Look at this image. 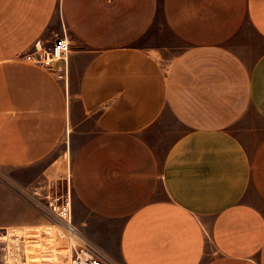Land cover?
Masks as SVG:
<instances>
[{
    "label": "crops",
    "instance_id": "1",
    "mask_svg": "<svg viewBox=\"0 0 264 264\" xmlns=\"http://www.w3.org/2000/svg\"><path fill=\"white\" fill-rule=\"evenodd\" d=\"M59 10L68 84L26 58ZM69 140L75 224L104 255L264 264V0H0V166L48 175ZM26 178L0 199L31 224Z\"/></svg>",
    "mask_w": 264,
    "mask_h": 264
},
{
    "label": "rangeland",
    "instance_id": "2",
    "mask_svg": "<svg viewBox=\"0 0 264 264\" xmlns=\"http://www.w3.org/2000/svg\"><path fill=\"white\" fill-rule=\"evenodd\" d=\"M58 17L61 26V32L57 36L62 35L69 39L67 35V29L61 19L60 10ZM152 33H156V35H161L162 33L169 35L162 19H159L149 35ZM148 41L149 39H143V42ZM167 41L172 49L176 50L177 52H180L183 49L182 44L172 40ZM76 145V141L70 143L69 140L67 142L65 148L61 149L63 158L58 163H56L55 169L48 173V175H44V172L47 170L45 167L51 160L26 171H18V169L0 166V197L2 189L10 188L14 191H17V187L19 186L18 181L23 180L24 177H28L26 179L32 180L35 177H40L41 179L39 183H37L35 186H32L34 187L33 191L30 193V195L28 194L31 205L25 209V213L32 215L30 217L33 220L29 222L31 224L19 221V207L16 196L11 199V209H8L7 205L4 204L0 199V225H2V223L5 225L4 227H0V264H46V262L42 261H53L56 264L60 262L62 258H65V256L63 257L62 255L66 253V249L70 246V244H72L73 241L78 245H80L82 242L80 238H75L72 236L71 231L68 228V218L63 217L64 209L67 206L68 209H70L71 224L77 228L73 209L75 196L73 193H71L69 180V166L72 155L77 149ZM43 176H45V178ZM19 177L22 178L20 179ZM25 230L30 234L44 233L48 235L47 237L44 235L43 238L38 237L44 241L42 253L46 254L43 256L41 254L42 258L40 259H37L35 256V259L29 257L28 262L27 260L22 261L21 263L13 262L11 260L7 261L5 258V246L3 240L7 239L10 242L18 243L21 246H23V244L27 245L28 243L38 241L37 237H26ZM17 238L20 239L17 240ZM109 260L110 264H121L119 261L113 260L111 257H109Z\"/></svg>",
    "mask_w": 264,
    "mask_h": 264
},
{
    "label": "built area",
    "instance_id": "3",
    "mask_svg": "<svg viewBox=\"0 0 264 264\" xmlns=\"http://www.w3.org/2000/svg\"><path fill=\"white\" fill-rule=\"evenodd\" d=\"M71 51V44L66 36H56V38L47 44L40 40L34 44L33 50L26 55V58L38 63L48 66H54V72L59 80L65 84L69 83L70 78V60L69 54ZM62 215V214H61ZM63 217L68 218V228L75 238H80L82 241L80 245L74 241L66 249V253L62 255L60 262L56 264H110L109 257L96 249L91 242L83 236V234L71 224L70 209L66 206ZM7 230V229H4ZM12 237V236H10ZM17 237V236H16ZM20 238H17V240ZM5 249V258L7 261L19 262L26 261L25 247L18 243L3 240ZM21 243V242H20ZM46 262V264H55L53 261Z\"/></svg>",
    "mask_w": 264,
    "mask_h": 264
},
{
    "label": "bare ground",
    "instance_id": "4",
    "mask_svg": "<svg viewBox=\"0 0 264 264\" xmlns=\"http://www.w3.org/2000/svg\"><path fill=\"white\" fill-rule=\"evenodd\" d=\"M25 235H26V237H33V238L34 237H37V238L38 237H41V238H43L44 235H46V234H44V233H34V234H30V233H27L26 230H25ZM47 236L48 235H46V237ZM41 238H38L37 239L38 241H34V242L28 243L26 245V247H25V253H26L27 262L29 260V257H32L33 259H35V257L37 259H40V258H42L41 257V254H42V256L46 254V253H42L44 241Z\"/></svg>",
    "mask_w": 264,
    "mask_h": 264
}]
</instances>
